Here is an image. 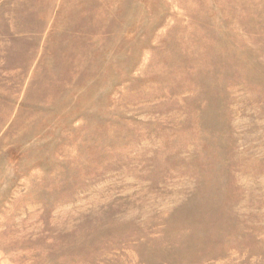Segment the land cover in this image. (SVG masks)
Here are the masks:
<instances>
[{"label": "rangeland", "instance_id": "1", "mask_svg": "<svg viewBox=\"0 0 264 264\" xmlns=\"http://www.w3.org/2000/svg\"><path fill=\"white\" fill-rule=\"evenodd\" d=\"M0 264H264V0H0Z\"/></svg>", "mask_w": 264, "mask_h": 264}]
</instances>
